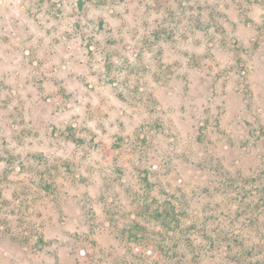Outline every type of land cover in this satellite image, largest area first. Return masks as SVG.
I'll list each match as a JSON object with an SVG mask.
<instances>
[{
    "label": "rangeland",
    "instance_id": "obj_1",
    "mask_svg": "<svg viewBox=\"0 0 264 264\" xmlns=\"http://www.w3.org/2000/svg\"><path fill=\"white\" fill-rule=\"evenodd\" d=\"M0 264H264V0H0Z\"/></svg>",
    "mask_w": 264,
    "mask_h": 264
},
{
    "label": "trees",
    "instance_id": "obj_2",
    "mask_svg": "<svg viewBox=\"0 0 264 264\" xmlns=\"http://www.w3.org/2000/svg\"><path fill=\"white\" fill-rule=\"evenodd\" d=\"M74 136L72 135V138ZM172 207V205H171ZM176 205H174L170 210H166V216L165 218H169L168 220L170 221V223H174V222H180L178 221V217L179 215L177 214V210H176ZM148 214L149 216L151 217H154V219L157 217V218H164L163 216V213L160 212V210L156 209V211L152 212L151 208L150 207H146L145 208V212H144V215ZM173 214V215H172ZM172 215V216H171ZM177 219V221H176ZM124 234H126L124 232Z\"/></svg>",
    "mask_w": 264,
    "mask_h": 264
}]
</instances>
